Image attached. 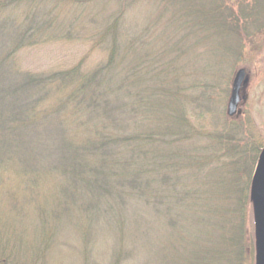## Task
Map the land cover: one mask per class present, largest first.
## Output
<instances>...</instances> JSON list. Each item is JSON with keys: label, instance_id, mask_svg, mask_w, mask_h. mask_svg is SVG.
<instances>
[{"label": "trees", "instance_id": "1", "mask_svg": "<svg viewBox=\"0 0 264 264\" xmlns=\"http://www.w3.org/2000/svg\"><path fill=\"white\" fill-rule=\"evenodd\" d=\"M101 1L84 20L58 9ZM78 22L89 32L77 34ZM260 32L264 0H0V188L11 207L24 202L46 226L53 203L56 228L72 225L86 242L110 233L117 256L150 260L155 240L160 264H253L250 187L264 137L247 114L188 99L176 63L191 41L224 35L239 57ZM86 38L105 55L93 66L89 56L46 73L21 64L26 49ZM50 188L45 204L28 203Z\"/></svg>", "mask_w": 264, "mask_h": 264}, {"label": "rangeland", "instance_id": "2", "mask_svg": "<svg viewBox=\"0 0 264 264\" xmlns=\"http://www.w3.org/2000/svg\"><path fill=\"white\" fill-rule=\"evenodd\" d=\"M241 1L247 2V5L252 3V0ZM106 5L107 3L103 1L97 2V5L87 6L60 4L58 9H62L64 14L69 13L73 19L80 16L84 20L85 16L101 15L102 8ZM111 6L113 4H109L108 9H111ZM146 7L147 10L150 9L148 5ZM146 7L144 6V9ZM233 9L237 11V2ZM134 13L131 18L132 23L141 24L138 19L140 15L138 16L136 10ZM78 24L83 31L77 34L84 35L89 32L86 23L78 22ZM164 29V34H170L173 31V28ZM208 32L209 35L212 33L211 30ZM213 41L212 37L206 42L191 41L186 47V55H183L176 63L177 67H183V71L179 72L180 75H188L185 84L192 87L191 90L189 89L188 99L191 97V100L196 101L198 97L204 99L209 96L213 102H216L217 107L220 104L221 110L227 113L232 91L231 83L236 73L243 69L249 78V85L241 94L246 97V101L239 105V110L241 114L245 113L250 116L253 124L258 127L260 134L264 137V32H260L254 39L247 40L244 52L238 54L239 57H235L238 46L232 37L224 35L214 38ZM90 47V40L87 38L50 42L20 52L19 58L23 68L32 72L46 73L50 70L73 67L85 56H89L86 65L93 66L102 61L105 55L98 49L90 53ZM188 108L193 115L201 114L200 108L195 104H188ZM40 191L38 196H35L36 192L33 195L35 197L28 198L31 200L28 203L32 204L36 201V206L45 204L54 193L51 192V188L46 194V190L41 189ZM19 194H21L19 202H22L23 194L22 192ZM23 204L24 202L21 205L22 210L13 209L5 187L0 188V262L8 258L12 264H160L162 262L163 245L160 241L151 240L147 244L150 260L147 254L117 256L115 255V240L112 235L107 236L110 233L104 237V234L97 229L94 231L97 235L86 242L80 236L78 228L75 229L76 227L72 225L66 224L60 226L61 228H56L59 223L53 218L55 204L50 203L46 207L49 213L46 226L41 223L39 215L31 207H25ZM17 212H21L22 215H18ZM248 264H252V261ZM253 264H256V254Z\"/></svg>", "mask_w": 264, "mask_h": 264}, {"label": "water", "instance_id": "3", "mask_svg": "<svg viewBox=\"0 0 264 264\" xmlns=\"http://www.w3.org/2000/svg\"><path fill=\"white\" fill-rule=\"evenodd\" d=\"M231 84L232 91L227 107V115L234 117L241 114L239 105L246 101V97L241 96L249 85V78L245 70L238 71ZM250 193L254 202L256 264H264V149L259 156L251 180Z\"/></svg>", "mask_w": 264, "mask_h": 264}]
</instances>
